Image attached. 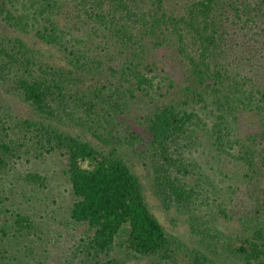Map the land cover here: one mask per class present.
<instances>
[{
	"label": "trees",
	"instance_id": "trees-1",
	"mask_svg": "<svg viewBox=\"0 0 264 264\" xmlns=\"http://www.w3.org/2000/svg\"><path fill=\"white\" fill-rule=\"evenodd\" d=\"M0 11L27 34L32 23L45 21L36 38L64 56L51 64L23 37L0 41V85L5 75H14L24 100L45 119L20 120L0 104V170L22 154L61 152L73 192L69 216L85 226L84 246L94 258L109 253L125 228L128 248L140 256L171 259L176 242L151 210L121 140L111 146L97 134L101 142L95 143L49 122L66 108L73 79L87 85L105 75L107 82L97 83L118 101L117 116L137 93L152 97L164 86L161 96L174 90L173 100L154 101L144 128L129 125L125 136L137 155L152 160L156 194L167 209L175 203L187 207L196 194L186 179L197 166L182 149L186 141L240 145L251 179L263 172L264 0H0ZM248 116L259 123L242 139L235 132ZM26 180L46 183L39 172ZM261 190L256 184L254 193ZM27 222L19 215V224ZM4 233L0 228V239ZM238 238L234 252L240 260L264 264V226ZM204 255L194 250L196 264L208 261Z\"/></svg>",
	"mask_w": 264,
	"mask_h": 264
},
{
	"label": "rangeland",
	"instance_id": "rangeland-1",
	"mask_svg": "<svg viewBox=\"0 0 264 264\" xmlns=\"http://www.w3.org/2000/svg\"><path fill=\"white\" fill-rule=\"evenodd\" d=\"M17 7L20 10V4ZM5 17L6 13L0 11V41L4 37H23L44 61L53 64L64 58L59 50L46 47L36 38V29L43 28L45 21L32 23V28H28L31 33L27 34L23 25H11ZM5 77L6 82L0 85V104L9 107L17 119L45 121L22 97L15 84L16 77ZM101 78L107 82V77L100 74L94 81L86 80L87 85L73 79L65 92L66 108L49 122L95 143L101 142L97 134L106 139L102 143L107 145L119 147L116 140L122 141L120 148L138 173L151 210L176 242L173 257L162 260L134 253L128 248L125 228L109 253L94 258L84 246L85 226L72 222L69 216L73 192L66 173V157L61 152L40 158L27 153L17 158L8 170H0V228L5 231L0 239V264H196L194 250L208 257L203 264H246L234 251L240 245L239 236L264 226V193H254L256 184L264 189V170L251 179L254 173L240 145L218 148L209 144L208 139H203L204 146L189 145L186 141L182 149L186 150L189 161H196L197 165L186 179L196 194L187 207L175 203L167 209L156 194L152 160L137 155L132 145H126L125 136L129 125L138 130L144 128V117L153 109L154 101L173 100L174 90L161 96L166 91L164 86L152 97L137 93V97L130 98L129 107L124 112L120 109L117 116L114 103L118 101L111 97L108 88L101 89L97 83ZM83 86L88 88L82 91ZM195 107L198 109L199 105ZM258 120V117L243 118L235 133L244 139L254 132ZM35 172L46 177L45 186L26 180V175ZM239 188L243 191H238ZM19 215L28 218L29 223L19 224Z\"/></svg>",
	"mask_w": 264,
	"mask_h": 264
}]
</instances>
